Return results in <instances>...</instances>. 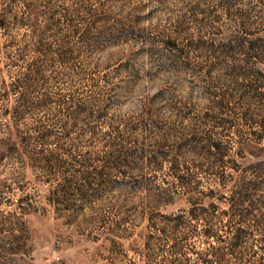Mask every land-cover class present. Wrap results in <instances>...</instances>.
Wrapping results in <instances>:
<instances>
[{
  "label": "rangeland",
  "instance_id": "1",
  "mask_svg": "<svg viewBox=\"0 0 264 264\" xmlns=\"http://www.w3.org/2000/svg\"><path fill=\"white\" fill-rule=\"evenodd\" d=\"M2 14L0 264H264V227L238 247L231 231L252 203L264 216V172L250 167L264 160V73L243 60L264 42V0H0ZM87 165L140 187L99 184L84 199L64 186ZM209 188L228 197L219 236L202 221L175 234L153 217L158 194L173 197L160 209L170 213ZM21 236L28 254L9 250Z\"/></svg>",
  "mask_w": 264,
  "mask_h": 264
},
{
  "label": "trees",
  "instance_id": "2",
  "mask_svg": "<svg viewBox=\"0 0 264 264\" xmlns=\"http://www.w3.org/2000/svg\"><path fill=\"white\" fill-rule=\"evenodd\" d=\"M8 25V20L4 14L0 15V28H6ZM235 49L234 45H229L226 51L224 53L229 54V52H232ZM246 62H249V64H252V68L248 71L249 73L253 75L257 74H263L264 70L257 68L255 66L257 65H264V42L262 40H256L250 43L248 46V49L245 53V57L243 59ZM241 72V69H239L238 66H234L233 68V75L237 76ZM7 114L11 112L10 108H7L6 111ZM2 141H0L1 143ZM216 147L218 148V151L220 153V157L217 158V160L221 163L224 162V153H223V146L221 144H217ZM262 150V149H261ZM143 161V155L139 156V164L141 161ZM125 161V160H123ZM121 161L119 163L118 160L114 161L115 164L112 165L113 168L118 169V166L120 168V165H124V162ZM151 162L159 163V160L156 156H153V159ZM173 165L171 166V170L174 172L175 176L177 177V180L180 181L185 188H187L188 192H192V189H195V185L193 184L192 180L189 176H186V174L180 175L179 171L181 170L182 163L180 161H174ZM258 166L257 164H252L250 167L253 166L252 169L258 172H264V160L259 162ZM256 167H260L259 169ZM83 173L84 177L82 181H78L77 183H72V181L68 180L67 183H65V188H70L72 185H75L76 190L79 191V194L84 197V199H95L100 194L99 191L101 188H96V185L99 186V184L103 187H110L111 191H122L129 188L130 192H134L138 190L140 187V180L137 178H133V182L129 185H126V181L120 177L112 178L110 177L107 172L101 169H96L94 172L92 170H89V167L87 165ZM95 173L97 177H94L93 174ZM92 177V178H91ZM99 180V183H96V181L92 179ZM179 182V183H180ZM218 185L222 188L226 186V183L224 180H218ZM260 182L253 181L249 183V185H244L242 189L235 191V195L232 196L234 198V202L231 204V206H240L245 203V201L249 200V195L251 190H255L259 187ZM198 189V188H197ZM54 197H53V203L57 202L58 204H63L67 206H70V202L68 200H61L59 192L55 190ZM59 195V197H58ZM171 198L173 197H163L161 194H158L154 197L153 201V208H154V215L153 217H160L158 220L160 223L164 224V227L166 230H171L173 233H181L185 232L188 229L192 228L195 223L202 221L204 224L203 232L208 237H217L220 234V230H222L223 226H225L224 218L220 219V214L228 213L227 209H224L222 212H220V205L219 203L222 201H225L228 197L226 195L219 194L218 191L215 188H209L208 190H198L197 193H193L189 197V202L191 203V207L187 211H183L182 209H179L178 212L172 211L170 213H162L160 211L163 204H167L171 202ZM208 198V203L205 204V199ZM253 208H255L254 203L250 204V207H246V211L243 212L240 211V224L238 226L232 227V239L234 240V247H238L239 242L243 240L247 234H249L252 230L264 227V216L263 218H256L253 214ZM252 217V223L244 224L242 222H246V220L251 219ZM164 228L161 230L165 231ZM30 239L25 236H21V238H15L14 244L12 247L9 248V250L13 253H23L28 254L31 244Z\"/></svg>",
  "mask_w": 264,
  "mask_h": 264
}]
</instances>
